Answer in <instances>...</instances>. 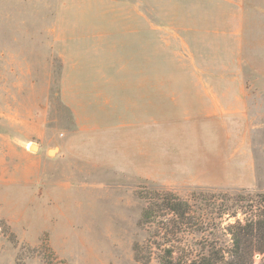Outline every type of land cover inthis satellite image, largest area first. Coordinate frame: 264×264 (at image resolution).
I'll return each instance as SVG.
<instances>
[{
  "label": "rangeland",
  "instance_id": "rangeland-1",
  "mask_svg": "<svg viewBox=\"0 0 264 264\" xmlns=\"http://www.w3.org/2000/svg\"><path fill=\"white\" fill-rule=\"evenodd\" d=\"M135 2L0 0V264H189L256 210L264 0H170L147 28ZM200 19L263 38L176 28ZM152 191L185 216L141 223Z\"/></svg>",
  "mask_w": 264,
  "mask_h": 264
},
{
  "label": "trees",
  "instance_id": "trees-1",
  "mask_svg": "<svg viewBox=\"0 0 264 264\" xmlns=\"http://www.w3.org/2000/svg\"><path fill=\"white\" fill-rule=\"evenodd\" d=\"M151 194L146 198L145 207L142 209L141 223L152 222L159 210L169 211L179 218L185 216L189 207L187 202L167 192L152 191ZM139 197H142V192L139 193ZM256 197L259 199L256 210H253L251 205L248 210L237 208L245 215V218L237 219L226 226L228 244L200 246L189 264H253L252 258L256 253L263 254L258 264H264V193H258ZM193 198L196 201V195H193ZM230 215L235 216V211ZM1 232L7 233L8 230L2 226ZM53 255L50 250L51 259L54 258ZM52 263V261L49 262V264Z\"/></svg>",
  "mask_w": 264,
  "mask_h": 264
},
{
  "label": "crops",
  "instance_id": "crops-1",
  "mask_svg": "<svg viewBox=\"0 0 264 264\" xmlns=\"http://www.w3.org/2000/svg\"><path fill=\"white\" fill-rule=\"evenodd\" d=\"M99 1H106L108 5L111 6H136V0H99ZM140 0V7L145 8V20H144V26L147 25V19H146V13L147 8L153 7H167V6H177L176 3L170 2V0ZM140 15L142 16V10L140 12ZM142 18V17H141ZM219 21V20H218ZM213 21L209 19H200V20H190L187 22H181L177 24V29L180 30H188V31H194V32H201L200 35H195L194 37H208V38H233L239 40V38L244 37H260L261 32L256 35V32H259L258 27L254 29H249L250 31L247 32L245 35H239L240 29L237 23L234 22L233 19L228 20V22H218ZM243 23V22H242ZM242 23L241 28H243ZM179 25V26H178ZM147 28V26H146ZM252 28V27H250ZM244 32V31H243ZM252 32V33H250ZM264 35V34H263ZM177 37H184V35H175ZM85 37V36H84ZM90 37V36H89ZM92 37V36H91ZM93 37H104L103 34H94ZM240 47V46H239ZM239 53V51H238ZM263 60V59H262ZM261 60V66H264V62ZM261 76L264 75V68L260 67V70H258ZM248 95H251V91L247 89V86L245 84H242L239 89V93L237 95V98H239V104L241 106H244V104L247 103ZM220 110L226 111L223 107H220ZM242 110H244L242 108ZM236 111V110H235ZM242 112V111H241ZM244 112V111H243Z\"/></svg>",
  "mask_w": 264,
  "mask_h": 264
},
{
  "label": "water",
  "instance_id": "water-1",
  "mask_svg": "<svg viewBox=\"0 0 264 264\" xmlns=\"http://www.w3.org/2000/svg\"><path fill=\"white\" fill-rule=\"evenodd\" d=\"M32 147H33V148H36V145L33 144ZM52 153H53V151H51V154H52Z\"/></svg>",
  "mask_w": 264,
  "mask_h": 264
}]
</instances>
